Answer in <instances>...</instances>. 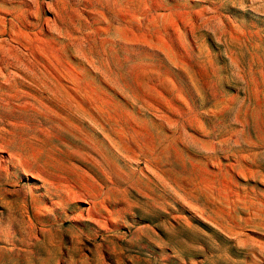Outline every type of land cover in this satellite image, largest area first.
Masks as SVG:
<instances>
[{
    "label": "rangeland",
    "instance_id": "rangeland-1",
    "mask_svg": "<svg viewBox=\"0 0 264 264\" xmlns=\"http://www.w3.org/2000/svg\"><path fill=\"white\" fill-rule=\"evenodd\" d=\"M0 264H264V0H0Z\"/></svg>",
    "mask_w": 264,
    "mask_h": 264
}]
</instances>
